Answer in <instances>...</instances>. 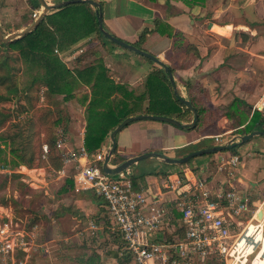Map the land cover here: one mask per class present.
<instances>
[{
	"label": "crops",
	"instance_id": "crops-1",
	"mask_svg": "<svg viewBox=\"0 0 264 264\" xmlns=\"http://www.w3.org/2000/svg\"><path fill=\"white\" fill-rule=\"evenodd\" d=\"M47 1L57 4L67 0ZM95 1L102 5L105 28L117 38L135 45L145 29L151 30L141 45L142 50L170 67L183 99L190 101L189 89L185 83L190 82L195 86L192 96L205 109L201 119L214 123L202 129H182L153 120L133 122L116 136L117 153L112 157V166L151 152L181 158L195 151L191 150L194 145L212 146L207 143V138L217 137L220 138L219 141H223L225 136L234 137L237 134H234V129L228 128L229 119L216 115L218 109L229 106L235 99L249 104L250 117L255 111L264 116V0H202L193 5L180 0ZM88 6L91 12L96 13V8ZM29 8L31 9L30 6ZM34 11L37 9H31V15ZM176 34H179V38H176ZM94 39H97L95 34L81 41L78 46ZM189 45L198 50L197 56L192 52L187 53ZM103 52L104 66L114 83L124 85L134 93L147 91V77L155 69L151 62L128 53L127 49H114L107 43ZM59 53L64 62L72 59L70 50ZM144 77L145 82L140 83ZM173 118L177 119L175 115ZM86 125L87 121L80 133H77L81 136L78 147L84 144ZM110 135L111 133L104 148L109 147ZM240 151L246 155L234 169L231 182L243 195L250 196L255 188L259 197H264V136L254 137L240 146L238 152ZM232 154L233 152L225 151L197 157L190 166L169 165L159 159L149 158L133 165L130 172L137 178L136 189L149 193L153 201L174 210L175 220L169 227L172 234L170 236H183L181 216L175 210L180 191L173 190L171 186L177 185L179 180L184 183L188 179L195 181V178L202 177L207 178L213 187H217L220 181L224 182L229 178L228 167L220 170V159ZM115 158L118 159V164L113 163ZM152 171L158 174L143 177V174ZM56 184L59 189L55 193L45 191L53 209L43 211V214L38 212L41 216H47L45 219L49 224V231L79 229L78 235L83 241L82 253L77 259L79 264H85L83 257L88 259L92 251H96L99 257L96 264H119L120 238L110 228L103 199L98 200L92 191H78L74 182L71 187L66 179ZM260 201L253 200L252 208L255 209ZM13 218L12 209L0 203V224L11 222L21 234H27L26 229L19 222H14ZM66 220L72 224H66ZM91 221L102 229L99 241L90 237ZM38 225L29 233L35 235ZM30 245L33 248V243ZM31 254H27V258ZM25 259L26 256L23 260ZM21 264H39V261L28 260Z\"/></svg>",
	"mask_w": 264,
	"mask_h": 264
},
{
	"label": "trees",
	"instance_id": "trees-1",
	"mask_svg": "<svg viewBox=\"0 0 264 264\" xmlns=\"http://www.w3.org/2000/svg\"><path fill=\"white\" fill-rule=\"evenodd\" d=\"M180 1L193 5L202 0ZM29 6L31 9H41L37 0H29ZM71 6L73 5L51 12L33 32L21 39L7 44L0 41V53L2 54L0 55V137L12 144L19 142V145H15L12 150V154L18 159L17 163L14 166L1 165L11 172H0V203L4 207L10 205L11 207H9L16 214L20 212L17 210L26 207L28 210L32 200L36 202L38 199L39 193L23 183L20 180L22 175L12 172L13 170L25 166L28 169L44 168L57 173L64 168L62 153L57 146L59 130L62 125L60 120L56 121L52 118L50 108L56 97L63 96L65 101L72 100L76 96V91L83 90L82 102L87 105L84 145L90 160H94L103 150L109 134L129 117L154 115L173 118L175 115L177 120L183 122H190L194 117L182 102L183 98L180 94L174 92L168 73L155 62L148 59L154 64L155 69L147 77L145 84L147 91L134 93L128 91L124 85L116 84L111 80L108 69L103 63L104 55L100 56L97 51H94L95 40H90L87 43V48L78 53L82 47L78 46L79 43L93 34L101 41L103 48L106 47V41L99 30L97 14L91 12L88 5L78 4L81 17L78 15L66 16L65 12ZM33 23L34 20L30 19L23 24V27ZM150 32L151 30L148 29L142 32L139 42L135 44L137 48L142 49L141 45ZM175 36L179 38V34ZM2 50H5V53H2ZM66 50H70L72 56L70 60L75 63V67L72 69L59 56V52ZM186 50L188 54L192 52L194 55H198V50L193 45H189ZM8 51L17 52L16 61H22L27 67H36L40 72V75L24 90L18 89L16 79L17 71L20 69L13 65L14 60L9 56ZM92 55L98 56L97 61L87 64L88 58ZM185 85L189 89L190 102L198 113V121L194 129H202L214 124L201 119L205 109L203 106H199L196 103V98L192 96L195 86L190 82H186ZM41 95L44 97L43 101ZM7 104H12V109L5 108ZM222 115L229 119L228 128L234 129L235 134L246 135L256 130L264 131L263 114L255 111L250 117L249 104L240 99H235L229 106L218 109L216 117ZM12 120L15 123L9 127L10 129L4 130L5 125L11 123ZM241 126L244 127L239 129ZM13 129L15 131H12ZM63 132L66 133V130ZM44 145L49 147L47 159L43 158ZM199 146L200 144L194 145L192 149L196 150ZM238 147L229 151L234 154ZM116 153L115 150L114 154ZM194 160H190L187 165L190 166ZM113 163L118 164V159L115 158ZM97 165L101 166L102 164L97 163ZM77 172L76 169L72 176L66 178V183L71 187ZM157 174L152 171L143 174V177ZM136 179L135 176L132 177L135 186ZM11 182L14 184L15 193H17V196L14 197L5 193L7 185ZM7 196L12 198L8 199ZM96 197L98 200L102 199L98 195ZM30 212L33 220L26 230L28 233L40 221L37 210L32 209ZM119 244V250L123 251L124 243L120 240ZM18 254L17 256L22 260L26 256V253L22 251H19ZM34 258L31 255L29 260ZM98 258L96 251H92L89 258L83 257L82 261L85 264H96ZM119 260V264H127L130 261V256L124 252V256Z\"/></svg>",
	"mask_w": 264,
	"mask_h": 264
},
{
	"label": "built area",
	"instance_id": "built-area-1",
	"mask_svg": "<svg viewBox=\"0 0 264 264\" xmlns=\"http://www.w3.org/2000/svg\"><path fill=\"white\" fill-rule=\"evenodd\" d=\"M40 14V10L34 11L33 20L36 21ZM62 137L61 132L57 146L62 153L64 168L57 174H63L67 166L75 165L78 170L74 177L75 188L92 191L103 199L110 228L124 243L120 256H124V252L130 256L127 264H254L257 257L264 260V204L261 208L255 205L257 209L254 210L250 196L241 194L231 182L234 169L242 162L240 154L220 159V170L228 167L229 178L219 187H213L207 178L202 177L184 183L179 180L177 185L171 186L180 191L175 210L181 216L184 232L183 236L171 237L169 227L175 220L173 209L156 203L149 193L136 189L130 170L119 175L103 172L108 147L92 161L84 144L77 149H63ZM48 153L49 147L44 145V159ZM20 167L12 172L23 176L28 174L30 180L23 177V181L34 190H44L31 179H34L33 173H45L46 169ZM0 172L11 171L0 167ZM261 210L263 220L258 218ZM249 215L245 224L240 217ZM237 226L240 231L235 234L233 230ZM89 230L94 239L101 227L91 221ZM34 237L28 232L21 234L11 222L0 224V254L16 255L22 251L27 256L33 249L30 244L35 242Z\"/></svg>",
	"mask_w": 264,
	"mask_h": 264
},
{
	"label": "rangeland",
	"instance_id": "rangeland-1",
	"mask_svg": "<svg viewBox=\"0 0 264 264\" xmlns=\"http://www.w3.org/2000/svg\"><path fill=\"white\" fill-rule=\"evenodd\" d=\"M77 5L78 4H75L71 6V8L67 9V11L65 12L66 16L78 15L79 17H81L80 12L78 11L79 7ZM40 11L42 12L41 9ZM30 19H33V18L31 15V9L29 8V0H1L0 2V25H1V28L3 30L5 37L12 35L13 33L24 31L30 25L24 28L23 23L28 22ZM105 38L103 39L112 48L117 49V50L124 49L112 43L107 38L106 39ZM94 40L95 42L92 41L94 42L93 43L94 51H97L100 56L104 55L103 50L105 49V47L104 48L102 47L101 41H99L98 39H94ZM87 46L88 44L87 45L84 44L81 47L83 49L80 48L78 52L81 53V50H85ZM8 52H9V56L12 57L14 60L13 65L20 69L19 71H17V79H16V84L18 86V89L24 90L26 87H29V85L32 84L34 79H36V77L40 75V72L38 68L36 67H27L23 64L22 61H16L15 57L18 55L17 52H13V51H8ZM2 53H5V50H2ZM128 53H133V55H136L137 57H141V59H144L145 61H149L147 58H144L143 56H140V55L138 56V54L134 52L129 51ZM0 55L2 54L0 53ZM97 57L98 56H93V55L90 56L88 58L87 64L97 61ZM65 63L71 69L75 67V63L72 62V60H69ZM82 65L84 66V64ZM145 80H146V77L142 78L140 83L141 82L144 83ZM177 92L180 94V91L178 89H177ZM83 94H84L83 90L76 91L75 98L72 100H68V101H65L63 96L56 97L55 101L50 106L51 111H52V118L56 121L60 120V123L62 125L60 126V130H59V138L61 137V132H62L63 133L62 139L64 140V145H65L63 149H77L78 144H80L81 142V139L79 142L80 135L78 134L80 133L82 127L85 126V121L87 119V112H86L87 105H85L82 102V98H81ZM6 107L7 109L8 107L12 109V104H9V105L7 104L5 108ZM193 119L188 123H191ZM14 123H15L14 120H12L11 123L10 122L7 123L4 127V130L10 129L9 127H11V125H13ZM63 130H66V133H64ZM12 131H15V129H13ZM36 132H37V129H36ZM237 136H242V134H237L234 137H231V135L225 136L222 138L223 141H219L220 138H217V137L207 138L206 139L207 143H209V145H212V146H207V147H216V146L225 145ZM0 139H1L0 140V167L1 165L14 166L17 163L18 159L16 158V156L12 154V150L14 149L15 145L16 146L19 145V142L17 141L15 144H12L5 138L2 139L0 137ZM221 142H224V143L221 144ZM216 143L219 145H216ZM207 147L199 146L197 148H207ZM238 148L236 152L240 154L242 157H244V155L246 154H242L241 151L238 152ZM191 150H195V149H191ZM20 168L21 167H18L17 170H19ZM65 171H66V174L64 173L57 174V173H53L52 171H47V170L45 173L44 171L33 173L32 176L34 177V179H31V180H34L37 184H39L40 186H43L45 189L44 190L43 189L34 190L36 193L37 192L39 193L38 199L36 200V202L35 200H32L28 210L26 209L27 207L25 209L23 208L22 210H17V211H20L19 214H16V212L12 210L14 213V218H13L14 222H19L18 224L23 229L27 230V228L29 227V225L31 224L33 220V216L31 215L30 210L32 209L34 211L37 210V213L42 212V214L44 213L43 211L52 210L53 208H52L51 202L48 201L45 191L47 190V191H52L53 193H55L59 189L56 183L57 182L59 183L61 180L66 179L67 176H72L73 173L76 171L75 165L67 166L65 168ZM136 174L139 175V173H136ZM23 177H25L27 180H30L28 174L24 175ZM60 177L62 178L59 179ZM20 180L26 185H28L26 182L22 180V177L20 178ZM221 183L222 182L220 181L217 187H219ZM7 186L8 187L5 190V193L8 194V196H12V197L17 196V193H15L14 191V184L11 182ZM250 193H251L250 195L251 201L257 200V199L261 200L260 203H258L257 205V207L261 208V206L264 204V197H259L258 192L255 188ZM12 197H8V199H11ZM9 206L8 208L11 207ZM255 209L257 208L255 207ZM39 213L38 215L40 216V221H39L38 229L34 237L35 242L33 243V249L31 250V253H32L31 255H33L35 258L32 260L35 262L39 261V264H79V261H77V259L79 255H81L82 253L81 244H83V241L81 240L80 235H78L79 229L75 228V229H70L68 231H62V230L56 229L53 232H51L49 231L50 230L49 224L46 223L47 219H45V217L47 216L46 215L41 216V214ZM250 216L251 215L243 216V217H240V219L244 221L246 224ZM65 222L68 225L72 224L71 221L69 220L68 221L66 220ZM72 228H73V225H72ZM239 231H240V227L238 226L235 227V229L233 230L235 234H238ZM101 234L102 233L99 232V234L97 235L96 237L97 241L100 240L102 236ZM108 248L110 247L108 246ZM17 255L19 254L18 253L16 255L0 254V264H21L30 259V257L27 258L26 256V259L22 260ZM17 259H20V260H17Z\"/></svg>",
	"mask_w": 264,
	"mask_h": 264
},
{
	"label": "water",
	"instance_id": "water-1",
	"mask_svg": "<svg viewBox=\"0 0 264 264\" xmlns=\"http://www.w3.org/2000/svg\"><path fill=\"white\" fill-rule=\"evenodd\" d=\"M37 1L41 6L42 12L39 15L38 19L36 21H34V23L32 25H30L29 27H27L24 31L13 33L12 35L5 37L3 30L1 28V25H0V41L2 43L7 44V43L14 42L18 39L23 38L27 34L33 32L39 26L41 21L48 14H50L53 11H58L60 9L68 7L70 5L87 4V5H90L94 8H96V14H97L98 23H99V30L102 33V35H104V37H106L112 43H114V44H116V45H118L124 49H127L131 52L139 54V55L155 62L156 64L160 65L165 70V72L168 73L169 80L173 86L174 92L176 94H178L177 86H176V83L174 80V75H173L170 67L167 64H165L163 61H161L159 58L152 55L151 53H148L142 49L137 48L135 45H132L130 43H127V42L117 38L116 36L112 35L104 27L103 9H102V5L99 2H97L95 0H67V1L57 3V4H51L47 0H37ZM182 102L187 107V109H189L194 115V119L191 123H182L179 120L172 118V117H163V116H154V115H138V116H134V117H129V118L125 119L120 125H118L110 135L108 152L106 154L105 161L102 165L103 172L107 175H119V174H121L127 170H130L133 165H135V164H137L143 160L149 159V158L159 159V160H161L164 163L169 164V165L183 166V165L187 164L190 160L195 159L197 157L229 151V150H231L237 146L243 145V144L251 141L254 137L264 136V131L256 130L250 134L237 136L225 145L198 149V150H195V151L188 153L187 155H185L181 158H170V157H167V156H165L161 153H158V152H151V153H146V154H142V155L133 157V158L128 159V160H126V161H124V162H122L116 166H112L111 161H112V157L114 155V152H115L116 146H117L116 136L125 127H127L129 124H131L133 122L141 121V120H153V121H159V122H163V123L172 124L176 127L182 128V129H194L196 124H197V121H198V113H197L196 109L192 106L190 101L182 99ZM258 218L260 220H263V210H261L258 213ZM230 263H232V262H230Z\"/></svg>",
	"mask_w": 264,
	"mask_h": 264
},
{
	"label": "bare ground",
	"instance_id": "bare-ground-1",
	"mask_svg": "<svg viewBox=\"0 0 264 264\" xmlns=\"http://www.w3.org/2000/svg\"><path fill=\"white\" fill-rule=\"evenodd\" d=\"M253 249L250 250L252 252ZM254 264H264V260L260 259V257H257L256 260L254 261Z\"/></svg>",
	"mask_w": 264,
	"mask_h": 264
}]
</instances>
